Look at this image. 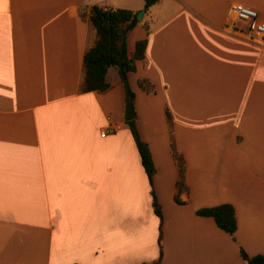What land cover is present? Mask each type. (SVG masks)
<instances>
[{"label": "crops", "instance_id": "obj_1", "mask_svg": "<svg viewBox=\"0 0 264 264\" xmlns=\"http://www.w3.org/2000/svg\"><path fill=\"white\" fill-rule=\"evenodd\" d=\"M234 2L264 15V0H0V264H152L159 239L161 264L264 255V41L226 24ZM93 5L144 9L130 101L114 65L105 90L80 89ZM107 117L121 127L101 137ZM220 203L232 236L196 214Z\"/></svg>", "mask_w": 264, "mask_h": 264}, {"label": "trees", "instance_id": "obj_2", "mask_svg": "<svg viewBox=\"0 0 264 264\" xmlns=\"http://www.w3.org/2000/svg\"><path fill=\"white\" fill-rule=\"evenodd\" d=\"M158 0H144V7L148 8ZM89 21L96 30L97 40L83 56L84 74L81 81V91H103L108 87L105 74L109 66H116L127 99L130 101L133 92L126 82V73L135 69L137 60L143 58L145 39L135 43L133 55L130 57L126 52V35L137 23L136 13L127 9L103 8L93 5L89 10ZM129 129L135 141L140 162L149 182L154 172V165L147 143L141 140L134 120L127 121ZM180 183V182H179ZM181 184H179L180 187ZM153 212L161 216L159 205L152 194ZM178 201L177 198H175ZM200 216L211 217L216 226L229 235H233L236 229L235 211L231 204L220 203L203 207L196 210ZM244 264H264V255H248L241 247L239 248ZM161 243L158 240V255L152 264H161ZM145 264V263H140Z\"/></svg>", "mask_w": 264, "mask_h": 264}, {"label": "built area", "instance_id": "obj_3", "mask_svg": "<svg viewBox=\"0 0 264 264\" xmlns=\"http://www.w3.org/2000/svg\"><path fill=\"white\" fill-rule=\"evenodd\" d=\"M225 21L230 28L243 31L248 38L257 42L264 41V15L259 14L255 9L242 3H231L228 6ZM107 121L109 123L99 133L101 137L121 127L120 123L110 122L109 117Z\"/></svg>", "mask_w": 264, "mask_h": 264}, {"label": "water", "instance_id": "obj_4", "mask_svg": "<svg viewBox=\"0 0 264 264\" xmlns=\"http://www.w3.org/2000/svg\"><path fill=\"white\" fill-rule=\"evenodd\" d=\"M143 13H144V9H140L139 11H137L136 17L138 20L141 19ZM134 117H135V113L133 111V107L130 103H128L125 107L124 120L129 121L132 120Z\"/></svg>", "mask_w": 264, "mask_h": 264}]
</instances>
